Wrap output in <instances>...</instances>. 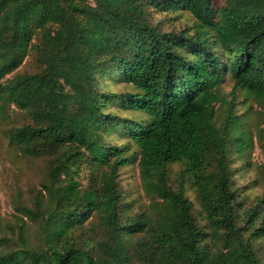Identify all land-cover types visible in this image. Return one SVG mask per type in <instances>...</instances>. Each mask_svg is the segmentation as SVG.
I'll return each mask as SVG.
<instances>
[{
    "label": "trees",
    "instance_id": "obj_1",
    "mask_svg": "<svg viewBox=\"0 0 264 264\" xmlns=\"http://www.w3.org/2000/svg\"><path fill=\"white\" fill-rule=\"evenodd\" d=\"M262 112L264 0H0V126L47 165V203L20 208L39 240L19 226L0 264H264V161L239 180ZM132 165L148 206L122 191Z\"/></svg>",
    "mask_w": 264,
    "mask_h": 264
},
{
    "label": "rangeland",
    "instance_id": "obj_2",
    "mask_svg": "<svg viewBox=\"0 0 264 264\" xmlns=\"http://www.w3.org/2000/svg\"><path fill=\"white\" fill-rule=\"evenodd\" d=\"M218 4H221L223 0H216ZM153 18L156 22H160V26L164 31H178L185 26H191L193 20L185 12H177L174 14L169 13H154ZM35 54H29L21 66L13 73H32L35 71ZM12 76V74L10 75ZM107 88L113 92L123 91L121 84H114L112 81L108 82ZM222 91L228 93L230 90L229 81H224L221 85ZM254 112L249 121L253 124V119L256 114L261 110L255 105L252 106ZM10 116L13 120L21 124L23 122V113L15 109L10 110ZM260 128L264 132V112L259 115ZM9 125L0 126V238L10 237L13 240L16 239V233L19 226L24 228L25 240L30 243L31 246H36L40 237V223L38 221H32L26 217L20 210L21 207L34 209L36 201L41 204L47 203V195L42 192V184H45L47 179L46 174V162L43 159H33L24 157L19 150L10 145L7 138V130ZM250 171L247 175H242L241 182L245 183L248 176L255 178L257 174V167L263 164L264 156L261 154L257 144L250 152L249 156ZM241 165L238 161L233 164L234 168H238ZM174 171L177 167H173ZM83 181L85 182L87 176V170H83L81 173ZM240 177V174L237 173ZM238 184V182H236ZM120 184L122 191L127 194H131L133 198L138 199L137 204H143L148 206L149 200L145 197L141 190L138 171L136 165H132L121 170ZM188 187V196L197 206V202L194 200L193 190ZM190 188V189H189ZM192 190V191H191ZM261 185L256 186L251 194L262 192ZM6 246L1 245L0 251H5Z\"/></svg>",
    "mask_w": 264,
    "mask_h": 264
}]
</instances>
